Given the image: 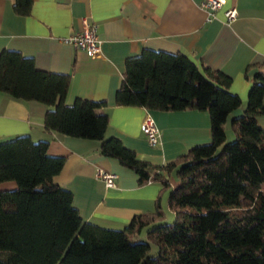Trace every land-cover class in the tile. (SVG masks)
<instances>
[{
  "label": "trees",
  "instance_id": "16d2710c",
  "mask_svg": "<svg viewBox=\"0 0 264 264\" xmlns=\"http://www.w3.org/2000/svg\"><path fill=\"white\" fill-rule=\"evenodd\" d=\"M18 15L32 12L33 0H12ZM264 65L248 67L252 79L247 106L229 91L232 78L183 52L145 49L129 58L117 104L160 112L208 111L212 141L157 166L140 159L119 138L107 136L106 101L77 98L67 103L71 75L38 69L32 57L4 50L0 55V92L51 106L44 129L64 136L101 141V154L117 158L139 176V184L160 182L154 212L137 214L123 229L86 221L72 190L55 183L65 158L48 153L49 141L29 134L0 144V264H264ZM256 70L249 75L250 71ZM169 208L161 199L172 185ZM146 233V239L141 236ZM153 247L158 253L151 256Z\"/></svg>",
  "mask_w": 264,
  "mask_h": 264
},
{
  "label": "crops",
  "instance_id": "0c3cea01",
  "mask_svg": "<svg viewBox=\"0 0 264 264\" xmlns=\"http://www.w3.org/2000/svg\"><path fill=\"white\" fill-rule=\"evenodd\" d=\"M202 0H33L28 16L14 11L12 0H0V55L4 50L32 57L36 67L51 73L71 75L67 103L77 98L106 101L100 112L110 116L107 136L119 138L140 159L165 165L200 144L212 141L208 111L160 112L142 106L117 104L126 62L149 48L170 53L183 52L198 66L207 65L232 78L229 91L240 96L242 106L231 119L244 113L253 85L249 66L264 65V0H226L211 18L200 7ZM234 7L237 20L226 21L225 11ZM88 19L97 24L101 53L91 57L64 41ZM264 68V67H263ZM256 70L250 71L249 75ZM51 106L0 92V144L29 134L34 141H49L48 153L65 158L55 183L73 191L74 204L83 218L106 228L123 229L137 214L154 212L163 190L160 182L139 184L138 174L117 158L101 154V141L61 135L44 129V116ZM150 111L161 131L160 142L150 144L142 129ZM264 129V115L258 117ZM99 170L115 174L116 186L108 187L97 176ZM162 194L161 203L169 219V196L178 184ZM2 189L17 183L4 182Z\"/></svg>",
  "mask_w": 264,
  "mask_h": 264
},
{
  "label": "built area",
  "instance_id": "2783aa9c",
  "mask_svg": "<svg viewBox=\"0 0 264 264\" xmlns=\"http://www.w3.org/2000/svg\"><path fill=\"white\" fill-rule=\"evenodd\" d=\"M226 0H202L200 7L206 10L211 18L216 16V12L219 11ZM226 21L231 23L238 18V11L236 8L231 7L225 11ZM64 41L73 45L76 49L85 50L89 56L96 57L100 55L102 47L101 41L98 36L97 24L85 19L80 29L75 31L70 36L64 38ZM142 129L147 136L148 141L152 145H156L160 142L161 131L157 124V121L153 114L148 111L143 123ZM97 176L104 180L108 187L116 186L117 176L112 173L99 170Z\"/></svg>",
  "mask_w": 264,
  "mask_h": 264
},
{
  "label": "rangeland",
  "instance_id": "374dc122",
  "mask_svg": "<svg viewBox=\"0 0 264 264\" xmlns=\"http://www.w3.org/2000/svg\"><path fill=\"white\" fill-rule=\"evenodd\" d=\"M235 139V135L234 134H232V136L230 135L229 137H228V139H227V143H229V142H232L233 140ZM172 220L174 221V218H172ZM171 220V221H172ZM172 221V222H173ZM146 233H143V235L141 236V239L142 240H145L146 239V235H145ZM158 253V251H157V248L156 247H153V250L151 251V253H150V255L151 256H154V255H156Z\"/></svg>",
  "mask_w": 264,
  "mask_h": 264
}]
</instances>
